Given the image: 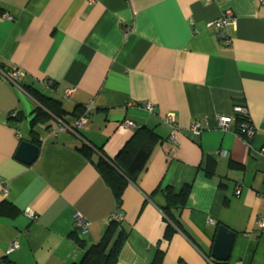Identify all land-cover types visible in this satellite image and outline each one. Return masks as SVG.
<instances>
[{
	"label": "crops",
	"instance_id": "0c3cea01",
	"mask_svg": "<svg viewBox=\"0 0 264 264\" xmlns=\"http://www.w3.org/2000/svg\"><path fill=\"white\" fill-rule=\"evenodd\" d=\"M0 9V64L20 71L10 82L0 70V204L20 211L0 216V264H81L116 213L129 231L116 264H152L158 253L162 264H264V0H0ZM227 10L233 25H209ZM27 87L61 102L64 121L33 126L40 105ZM237 105L250 138L234 129ZM127 122L159 140L118 211L96 164L131 139ZM25 140L39 148L31 163L18 157ZM185 187L177 229L165 189ZM75 214L86 248L72 237ZM221 226L235 233L226 261L212 256Z\"/></svg>",
	"mask_w": 264,
	"mask_h": 264
},
{
	"label": "trees",
	"instance_id": "16d2710c",
	"mask_svg": "<svg viewBox=\"0 0 264 264\" xmlns=\"http://www.w3.org/2000/svg\"><path fill=\"white\" fill-rule=\"evenodd\" d=\"M2 14L3 10L0 9V15ZM0 70L8 74L11 72L10 69L7 70L3 64H0ZM26 89L37 98L40 105L32 120L33 126L42 124L49 129L51 128L50 122L53 117L64 121L65 110L61 102L54 98L47 97L31 87H27ZM236 120L234 129L238 133H241V126L243 123L252 126L249 113L246 115H237ZM134 130L131 139L114 159L103 157L96 164V169L114 194L119 209L118 211H120L123 205V194L125 189L130 183L135 182L139 175L145 170L149 158L159 140V136L148 128L138 127ZM81 150L88 157H91L92 150L89 146L84 145ZM189 192L190 187H185L180 193L174 192L172 188L165 189L166 207L164 208V213L169 223L172 224L174 228H180V224L174 216V211H181L186 207ZM19 212L20 211L15 206L8 202L0 204V216L14 218ZM170 224L167 227L168 234L174 232ZM128 232L122 220L112 218L103 239L100 243L94 244L87 249L86 257L81 264H116L119 252L123 244L127 241ZM80 233L81 232L77 230L72 237L80 246L86 248V244L80 236ZM166 238H170V236ZM4 261L6 264H14L8 259ZM162 261L163 254L158 253L152 264H162Z\"/></svg>",
	"mask_w": 264,
	"mask_h": 264
},
{
	"label": "built area",
	"instance_id": "2783aa9c",
	"mask_svg": "<svg viewBox=\"0 0 264 264\" xmlns=\"http://www.w3.org/2000/svg\"><path fill=\"white\" fill-rule=\"evenodd\" d=\"M91 2H93V0H91ZM235 22V18H234V14L232 11L227 10L226 12H224L220 17H218L216 20H214L213 22H211L209 25L210 26H216L218 29L223 30L228 28L230 25H233ZM226 42L230 43L231 39L229 37H226ZM4 77L10 81V82H16L20 76V71L17 69H14L13 71H11L9 74L8 73H3ZM51 83V82H50ZM73 93V90H67L66 91V95L70 96ZM147 110L149 112H153L154 111V106L153 105H147L146 106ZM235 113L236 115H246L248 113V110L240 105L235 106ZM85 119L81 118L80 120H78L75 123V127H81L84 123H85ZM165 122L173 129H175L176 124H175V120L172 116H167L165 118ZM66 126V125H65ZM125 127H130V128H137V125L131 122H127L125 124ZM200 124H193L191 126V129L195 132H200ZM219 127L223 130V131H232V120L230 118H220L219 119ZM239 135L246 137V138H250L255 134V129L253 126L248 125L247 123H243L241 126V133H238ZM261 154L264 156V147L261 149ZM240 190H238L237 194L240 195ZM29 216L32 217V214L29 213ZM114 219L116 220H121L122 216L119 213H116L113 216ZM75 226L76 228L81 232L84 233L86 228H87V222L85 221V219L80 215V214H75ZM17 247V242H14L12 244L11 249L14 250ZM209 264H215L214 261L212 259H209Z\"/></svg>",
	"mask_w": 264,
	"mask_h": 264
},
{
	"label": "water",
	"instance_id": "95a60500",
	"mask_svg": "<svg viewBox=\"0 0 264 264\" xmlns=\"http://www.w3.org/2000/svg\"><path fill=\"white\" fill-rule=\"evenodd\" d=\"M38 153L39 148L25 140L21 144L18 157L22 158L23 161H27V163H31L37 157ZM234 237V232L224 226L219 227L212 256L217 260H228Z\"/></svg>",
	"mask_w": 264,
	"mask_h": 264
},
{
	"label": "rangeland",
	"instance_id": "374dc122",
	"mask_svg": "<svg viewBox=\"0 0 264 264\" xmlns=\"http://www.w3.org/2000/svg\"><path fill=\"white\" fill-rule=\"evenodd\" d=\"M29 214V213H28Z\"/></svg>",
	"mask_w": 264,
	"mask_h": 264
}]
</instances>
